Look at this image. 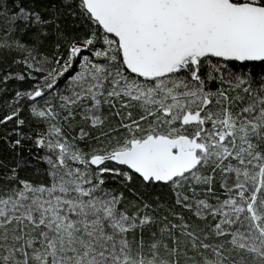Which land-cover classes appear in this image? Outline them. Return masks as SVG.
I'll return each mask as SVG.
<instances>
[{
	"label": "snow or ice",
	"instance_id": "obj_1",
	"mask_svg": "<svg viewBox=\"0 0 264 264\" xmlns=\"http://www.w3.org/2000/svg\"><path fill=\"white\" fill-rule=\"evenodd\" d=\"M0 264H264V0H0Z\"/></svg>",
	"mask_w": 264,
	"mask_h": 264
}]
</instances>
